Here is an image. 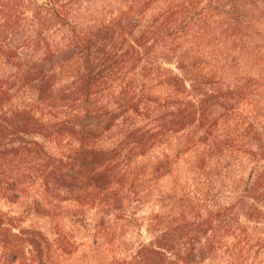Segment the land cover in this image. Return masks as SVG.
<instances>
[{
	"label": "trees",
	"instance_id": "obj_1",
	"mask_svg": "<svg viewBox=\"0 0 264 264\" xmlns=\"http://www.w3.org/2000/svg\"><path fill=\"white\" fill-rule=\"evenodd\" d=\"M0 56V264H264V0H0Z\"/></svg>",
	"mask_w": 264,
	"mask_h": 264
},
{
	"label": "rangeland",
	"instance_id": "obj_2",
	"mask_svg": "<svg viewBox=\"0 0 264 264\" xmlns=\"http://www.w3.org/2000/svg\"><path fill=\"white\" fill-rule=\"evenodd\" d=\"M26 36H24L23 34L18 35L17 37H15L13 43L14 45H20V43H23V40ZM26 53L29 54L30 56L32 55H38L37 53H32L31 51H27ZM33 57V56H32ZM12 71V69L10 68V66L5 65V63L3 62V57L0 56V75H9L10 72Z\"/></svg>",
	"mask_w": 264,
	"mask_h": 264
}]
</instances>
